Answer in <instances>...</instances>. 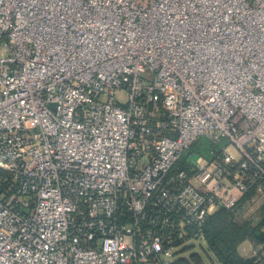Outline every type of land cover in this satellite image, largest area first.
Wrapping results in <instances>:
<instances>
[{"label":"built area","instance_id":"obj_1","mask_svg":"<svg viewBox=\"0 0 264 264\" xmlns=\"http://www.w3.org/2000/svg\"><path fill=\"white\" fill-rule=\"evenodd\" d=\"M251 187L264 0H0V264H193Z\"/></svg>","mask_w":264,"mask_h":264},{"label":"trees","instance_id":"obj_2","mask_svg":"<svg viewBox=\"0 0 264 264\" xmlns=\"http://www.w3.org/2000/svg\"><path fill=\"white\" fill-rule=\"evenodd\" d=\"M255 190V187H251L234 208L214 212L202 228L203 239L219 264H254L250 259L239 257L236 249L245 240L254 245L264 243V205L258 209L255 222L253 219L243 221L238 218V214L240 216L244 209L253 204L257 197ZM189 261L202 264L197 255H191Z\"/></svg>","mask_w":264,"mask_h":264},{"label":"rangeland","instance_id":"obj_3","mask_svg":"<svg viewBox=\"0 0 264 264\" xmlns=\"http://www.w3.org/2000/svg\"><path fill=\"white\" fill-rule=\"evenodd\" d=\"M210 148L211 145L205 138H199L191 148L184 151V159L192 155L193 158L204 156V158L210 160ZM263 205L264 197H255L253 204L244 209L240 216L238 214V218L243 221L253 219L255 222L258 217V209ZM235 215H237V213H235ZM253 245L254 244H252V242H250L249 240H245L239 243L236 249L238 256L242 259H248ZM183 253H185L184 256L187 257L188 260L190 259L191 255H197L199 259H201L202 264H219L217 258L209 250L208 245L205 241L203 242L199 240L187 243L186 245H184Z\"/></svg>","mask_w":264,"mask_h":264},{"label":"crops","instance_id":"obj_4","mask_svg":"<svg viewBox=\"0 0 264 264\" xmlns=\"http://www.w3.org/2000/svg\"><path fill=\"white\" fill-rule=\"evenodd\" d=\"M182 160H184V153H183V155H182ZM253 244V243H252ZM259 245V244H258ZM254 246V245H253Z\"/></svg>","mask_w":264,"mask_h":264}]
</instances>
